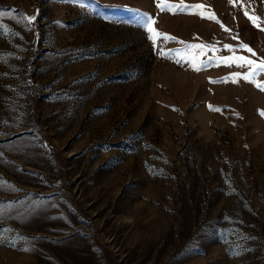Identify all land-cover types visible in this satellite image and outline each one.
Returning a JSON list of instances; mask_svg holds the SVG:
<instances>
[{"label":"rangeland","instance_id":"rangeland-1","mask_svg":"<svg viewBox=\"0 0 264 264\" xmlns=\"http://www.w3.org/2000/svg\"><path fill=\"white\" fill-rule=\"evenodd\" d=\"M161 3L0 0V264H264V0Z\"/></svg>","mask_w":264,"mask_h":264},{"label":"snow or ice","instance_id":"snow-or-ice-1","mask_svg":"<svg viewBox=\"0 0 264 264\" xmlns=\"http://www.w3.org/2000/svg\"><path fill=\"white\" fill-rule=\"evenodd\" d=\"M229 2L232 3L233 0H229ZM156 4H157V7L160 8L161 10H164L165 8H167L168 10L179 9V10L183 11L185 9V7H186L183 4H179V5L163 4V3H161V0H156ZM194 7H196L197 9H200L203 6L202 5H195ZM6 15L11 17L12 13L0 12V20L4 19V17ZM245 15H246V18H248L253 23L254 26H258V19H259L258 17L250 16V15H248V13H245ZM201 18L212 19L213 17H211V16L204 17L203 14H201ZM35 19H36L35 16H32V17L23 16V17H21V21L26 22L28 25H31L35 21ZM153 23H154V21L150 17H148L147 20H146L145 29H146V31L148 33H150L149 39L153 42L154 45L156 43V39L160 38L161 36L163 37L165 42H167L168 40L173 39V38H171V37H169L167 35L156 33L154 31V29L152 28V24ZM7 31H8V29L3 24H0V34H3L5 32H7ZM188 47L189 48H193V49L199 48V49L203 50L204 46H202V45H189ZM226 47H228V46H226ZM241 47L244 48L248 52H252L251 48H249L247 45H241ZM229 50H231V49H229ZM160 54H161V56H165V57L168 55V53H166V52H164L162 50H161ZM252 54L255 55V53H252ZM236 60H242L243 61V63L239 64L240 67L251 66V68L253 69V71H249L244 76L238 77V78H241V79H243L245 81L251 82L252 81V77L255 74V70L256 69H259L260 71L264 72V62L256 64L253 61L244 60V58H238V57H231V58H228L227 60H225L223 62L225 64H227V63H229V61H236ZM193 70H199V68H197L193 64ZM257 87L260 88V90L264 91V85L257 84ZM209 107H210V110L219 111V109H212L211 106H209ZM260 114L262 116H264V112H262ZM2 183L3 182L0 181V184H2Z\"/></svg>","mask_w":264,"mask_h":264}]
</instances>
